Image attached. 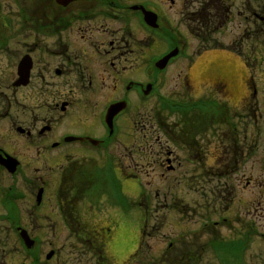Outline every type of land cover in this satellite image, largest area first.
<instances>
[{
    "label": "flooded vegetation",
    "instance_id": "obj_1",
    "mask_svg": "<svg viewBox=\"0 0 264 264\" xmlns=\"http://www.w3.org/2000/svg\"><path fill=\"white\" fill-rule=\"evenodd\" d=\"M166 1L171 4H168L169 7L174 8V11L178 13L180 24H197V27H193L192 35L178 28L174 30L164 24L162 19L167 8L162 7L164 5L162 0H154L152 3L151 0L135 3L129 0H61L59 2L57 0H0V122L11 121L9 132L18 144L21 141L29 143L38 141V146L32 151L34 153L32 156L35 158L39 157L40 152L44 154L65 149L63 162L54 167L49 166L50 171L54 170L51 171L53 173L60 170V181L62 177L63 179L68 177V173L77 165L82 163L89 165L87 159L83 158L82 152H91L101 159L99 163L101 162L102 166L110 163L113 171L118 170L120 174L121 167L120 164L115 163L114 151L119 145L125 146V142L120 137L122 134L120 118L125 116V112L121 110L113 116L112 130L105 125V112L109 105L118 102H124L126 109L134 108L135 103L131 101L130 95L133 100L139 97V103L147 102L142 99H151L150 96L154 93L157 82L154 75L156 72L150 59H147L146 64L141 68V73L135 74L134 65H137L135 52L142 47L148 50L147 41L152 44L163 41L155 39L154 33L148 31V29L152 30V27L138 29L137 25H156L155 27L164 33L166 45H171L168 51L174 48L177 50L176 56L170 61H190L188 48L192 39L205 44L204 46H211L215 50L223 49L212 51L213 53L230 52L229 46L226 47L218 41L216 35L227 32L228 26L235 18L239 20V25L243 24L242 32L248 45L246 55L257 56V51L264 50V0H241L240 4L239 0ZM139 7L154 13L149 23L140 21ZM160 14L163 15L161 18ZM184 16L187 17V21ZM100 19H103L102 25H84ZM166 21H168L167 18ZM113 24L125 25L127 28L121 32H115L111 29ZM249 26L253 28L244 29ZM136 31L142 33L143 38L138 39ZM137 39L139 42L136 43ZM256 44L260 45L255 48ZM11 49L16 54H10ZM164 53L165 51L157 53V57ZM205 54L203 53L200 57ZM208 65L209 63L206 67ZM206 67L196 71V73L203 71L201 75L197 74L196 82L204 83L205 79H210L212 88L208 87V89L211 98L214 99V96L220 93L219 99L227 104L228 93L231 92L228 73L220 69L215 76V72L211 69L210 73H206ZM185 83L188 84V82ZM147 85L150 87L146 92ZM107 90L109 94L114 95L98 107V103L105 100L103 93ZM200 93L202 96V91ZM203 97L209 96L205 94ZM154 102L159 104L158 100ZM14 118L18 119V124L13 121ZM245 119L246 115L242 112L237 122L242 126ZM129 121L131 124L128 123L129 127L124 135H128L132 140L135 123L130 118ZM178 121L185 126L184 120ZM213 122L214 118L210 126L204 128L206 132L195 124L194 129L190 130L193 136L189 140H183L169 122H164L165 126L161 125L164 135L168 136V131L173 132L177 137V145L180 144L183 149H187L194 170L212 175V180L209 182H197V184L203 183L199 188L200 196H208L204 199L205 207L201 204L191 208V211L208 213L206 218L208 229L189 230V236L163 235L161 238L167 242L163 247L162 245L160 247L146 246V253L151 255L145 264H264V208L260 216H256L259 211L256 207L258 201L254 204V201L249 202L252 200L243 196L235 197L236 190L253 185L251 183L253 179L250 176L252 173L249 172L253 171V165L257 164L260 167L263 164L264 166V146H260L258 134L249 135L245 132L235 135L234 140L231 141L229 134L224 133L222 135L226 141L216 142L212 132ZM65 123L67 125L69 123L73 128L62 129L61 126ZM91 123L95 127L91 128ZM86 130H92V132ZM99 131L104 137L100 136ZM68 137L82 138V140L64 141ZM6 138L5 133L0 137V227L9 230L7 191L10 174L5 167H2V158L7 155L16 157V155L9 150L8 146L14 143H6L4 141ZM88 138H94L99 142L88 143ZM238 140L243 143L242 147L238 144L235 147L232 145L231 142L237 143ZM47 141L50 142L43 144ZM169 141V137L160 141L159 136H156L155 143L159 144V148L153 154V165L173 172L176 166L177 169L183 168L179 157L182 155L185 157V154L177 153L175 149L170 150ZM216 152L220 159L217 158ZM239 152L240 159H236ZM184 157H182L183 161ZM208 159L214 161L213 167H210V164L205 166ZM231 159L234 161L233 169H238L237 175H240L239 169L243 167V175L241 178L238 177L239 182L235 184L220 180V177L226 175V172H223L226 170L224 166L232 167ZM91 163L94 161L91 160ZM28 164L27 162L26 165ZM24 166L22 167L25 169ZM245 167L247 170L244 169ZM50 177L54 176L47 175L48 179H51ZM34 180L42 181L38 189L44 190L39 203H35L33 199L34 202L31 205V212H39L38 214L30 213L35 233L31 234L28 226H24L21 216H16V227L26 231L33 242L27 248L24 247L23 241L18 239L20 246L17 250L26 260L21 264H113V257L104 246L106 237L104 234H108V240H110L111 227L105 226L107 232L100 233L102 228L89 226L87 222L90 218L77 210L76 204H79L75 202V197H72V200L54 198L55 203L51 211L55 213L45 212L47 210L44 207L46 181L42 180L41 176H35ZM102 180L105 184L104 177ZM20 183H23V180ZM93 183L91 180V184ZM210 185L214 186L210 187ZM258 185L260 188L264 186V178ZM168 186L170 187V184ZM170 190L171 188L169 193H171ZM164 198L171 208L176 207L178 213L186 215L183 201L177 199L174 193L172 198H166V196ZM68 200L71 203L66 206L65 203ZM87 203L97 206L100 204V199L87 200ZM72 207L80 214L73 213ZM252 216H256L257 228L253 226ZM57 222L67 229V232L63 229L66 238L73 237V240L82 242L86 251L83 247L72 245L71 241L68 246L65 244L55 246L57 239L55 234L59 226ZM152 226L145 227V230H148V238L150 235L155 237V228H151ZM41 227L43 232H39ZM100 238L103 242L101 241L97 246ZM176 242L179 244L175 246ZM65 249L70 250L66 260L63 259ZM31 252L35 255H29ZM130 257L132 254L128 255L127 260ZM122 264H128V262L124 261Z\"/></svg>",
    "mask_w": 264,
    "mask_h": 264
},
{
    "label": "rangeland",
    "instance_id": "obj_2",
    "mask_svg": "<svg viewBox=\"0 0 264 264\" xmlns=\"http://www.w3.org/2000/svg\"><path fill=\"white\" fill-rule=\"evenodd\" d=\"M131 3L141 2L143 0H129ZM154 0H151V3ZM163 4L162 7H166L167 10L164 12V19L162 21L164 24L172 29H179L182 32H186L187 34L192 35L193 27L197 24L193 25H182L180 24V18L176 11H174V8L169 7L168 1L162 0ZM239 0V4H240ZM171 5V4H170ZM163 15L160 14V18ZM185 19L187 18L184 16ZM167 20L169 21H166ZM107 21V20H106ZM187 21V19H186ZM110 22V21H109ZM108 22V23H109ZM103 19H100L96 22H92L91 24H84V25H102ZM239 20L237 18L232 21V24L228 26L227 32L222 33L220 35H216L217 40L222 42L226 47L229 46L230 52H226L228 55V58L231 59H237V64L240 67L241 75L240 77L242 81L241 91L234 88L235 85L238 83L239 78L236 80V71L225 69L228 73L226 76L229 78L230 81V93H228V102L226 105V108L223 107L221 104H218V109L216 105L213 102H205L206 108L204 110V113L202 112H191L188 116H186V120L190 119H199L200 121L202 119H208V118H214L216 123L212 126V132L215 135V141L218 140H224V137L222 134L227 133L229 134L230 141L235 138V135H241V133L245 132L249 135L258 134L257 138L259 139L260 146H264V50L257 51V56H247L246 53L248 52V45H246V37H244V33L242 32L243 24L239 25ZM106 26V24H105ZM138 29L139 26L137 25ZM127 26L125 25H112L111 29L113 31H123V29H126ZM253 26H249L248 28H244L247 30L252 29ZM148 31L154 33V30ZM137 38H143L142 33L140 34L138 31ZM243 33V34H242ZM161 33L157 32L156 35H154V38L157 40H161L160 37ZM136 40V43L139 42V40ZM148 44V50H144L146 47H142L141 49H137L135 52V55H137V65L135 66V74L141 73V68L146 64L147 59L151 57L153 54H159L165 51V46L163 43H150L147 41ZM232 44V45H231ZM205 44L198 42L197 40L191 41L190 47L188 48V55H190V61L183 60L180 62H176L174 65L170 64L168 68L158 70L154 69V75H158L160 77L159 82V93L160 94H167L171 97H178L183 104H185L186 108L189 109V106L192 104V102L197 101L198 98L205 94H208V98L203 97V100L206 101H216L219 100L217 96H214L213 100L211 98V95L209 93L208 87H211L210 79H205L206 82H189L190 80V74L197 75L198 73L190 72V68L192 65L199 59V57L203 54H211L212 51H221L223 49L217 48V50L213 49L211 46H204ZM255 48H257L259 45L256 44ZM222 46V47H225ZM251 46V44H250ZM207 51V52H206ZM226 51V50H225ZM243 51L245 53H243ZM200 52V53H198ZM16 54V52H12V49L10 50V54ZM230 56V57H229ZM233 57V58H232ZM229 61V60H227ZM225 62V61H223ZM236 62V61H235ZM216 63V62H215ZM227 64V63H226ZM128 66V64H126ZM228 65V64H227ZM137 67V68H136ZM213 70L215 72V76L218 75V71L221 69V65L219 66L217 63L212 65H208L205 69L206 73H210ZM179 71V72H178ZM179 73V74H178ZM213 75V76H214ZM214 76V78H215ZM188 77V79H187ZM185 82H188L185 83ZM240 83V82H239ZM205 86L203 89L202 87ZM212 88V87H211ZM256 89V90H255ZM255 90V93H254ZM177 93H179L177 95ZM104 99L98 103V107L102 105V103L106 100H110L113 93L109 94V90L107 92H104ZM220 94V93H219ZM222 94H224L222 92ZM132 95H130L131 101L135 103L134 108L130 110L125 116L120 118L121 125V132L122 134L120 137L122 138L123 142H125L124 145H119L115 148L114 151V158L115 163L125 166L126 170H128V173L125 172V168L121 167V172L119 177H123V179H126V181L122 182V194L129 198V200L137 199L138 195L140 194V190L136 187L138 183L135 182L134 179L131 177V174H134L133 172L137 173L139 176V180L141 181V186L143 187L141 197L147 198L144 204L141 202V199H137L141 202V208L138 207V211L141 212L142 217L140 218V214L137 211H129L127 208L125 214L122 212L120 213L119 207L116 205L117 201L114 199V196H111L107 192V187L104 186L100 182V179L102 180V163L100 158L95 157L91 152H82L84 154L83 158L87 159L89 162V165H86L82 163L81 165H77L71 172L68 173V177H65L64 182L60 181V170H56L55 173L51 172L54 170L49 169V166L54 167L56 165H59L63 162V155L65 154V149H62L60 151H51L47 153H39V157L32 156L34 153L32 152L36 146H38V141H34L33 143L29 142H23L21 141L19 144L15 141V137L10 134L9 130L11 129L10 123L11 121L8 120L6 122H0V137L5 133L6 139L4 141L6 143H14V145H8L9 150L13 152L14 155L19 159L22 166L26 165L27 162L28 165L24 166L26 170V179L23 180V183H20V181L17 183V188L15 190H20L24 193V197L26 198L22 202L15 203L16 207V215L21 216V219L23 221L24 226H28L30 229V233L34 234L35 229L33 226V223L30 219V213H36L38 214V211L32 210V202H34L33 197L36 192V189L42 184L43 182L40 180H34L35 176H41L42 180L46 181V200L44 201V204L47 208L45 212L47 213H55V211H51V208H53V194L54 192H60L63 195V199L67 200L68 198L72 200V197H75V202L77 210L83 214L84 216L90 218V221L87 222L89 226H95L102 228L100 233L102 231L107 232L105 226H110L111 228V238L108 240V234H104V246L106 245V250L110 252V254L113 257L112 262L113 264H122L124 261H127L128 264H145L146 260L150 258L149 253H146V246H153L162 247L165 244V240L161 238L163 235H188L189 236V229L190 226H193L192 228H199L200 223L202 221H207V212L203 211H191V208L196 207L197 205H201L204 203V199L208 198L207 195L200 196V185H202L205 182H209L212 180L211 174H204L202 171L194 170L193 165H191L189 159H185L183 161L184 156L179 157L180 162L183 163V168L180 167L177 169V166L175 168V171L167 173V171H164L166 173H163L162 167H157L153 165L154 156L153 154L158 150L159 144L155 143L156 136H159V140L163 141L165 138L163 134L160 133L159 129H157L158 125L155 122L154 119V111L157 108L159 113L164 117V122H169L170 125L183 137V140H189L191 139L190 131H188L186 125L182 126L180 122L178 121L181 116L179 112H174L172 110H169L166 106L158 105L155 103L154 99L155 96H152V100L147 99L146 103H139L138 100H133L131 98ZM192 98V99H191ZM210 98V99H209ZM153 110V111H152ZM217 110H219V114L217 115ZM186 112V111H185ZM242 112L246 115L245 123L238 128L237 130L234 128L235 126V120H232L230 117L232 115L241 116ZM12 114V113H11ZM12 115H15L12 114ZM129 118L135 123V126L133 128L132 134L133 138L132 140L129 139L128 135H124L126 132V129H128V123H130ZM217 118H223L219 122L227 121L228 124L224 123L222 126L221 123L218 122ZM230 119V121L228 120ZM13 121L18 124V119L14 118ZM132 123V124H134ZM148 124V125H147ZM151 125V126H150ZM91 128H93V124L91 123ZM127 126V128H126ZM232 126V128H230ZM95 127V126H94ZM226 129H222V128ZM62 129H72L68 123H65L61 126ZM205 127H203L204 129ZM190 129V126H189ZM60 130V129H59ZM206 132V129H204ZM241 130V131H240ZM7 131V132H6ZM61 131V130H60ZM88 131V130H86ZM92 132V130L88 131ZM210 132V131H209ZM8 133V134H7ZM98 134V132L96 133ZM100 136L102 137L101 131H99ZM145 137H143V135ZM213 135V137H214ZM104 137V136H103ZM193 138V137H192ZM239 138V137H238ZM255 138V137H254ZM53 140V139H50ZM261 140V141H260ZM222 141L223 143H225ZM50 141H47L43 144H47ZM191 142V141H189ZM232 145L235 147L237 144L238 146L241 145V140H238L237 143L231 142ZM149 145H151L149 147ZM207 148V147H206ZM172 149L171 147L169 148ZM208 149V148H207ZM211 149V147L209 148ZM181 154H184L185 152L180 150ZM179 155V154H178ZM186 155V154H185ZM234 155V154H232ZM216 156L218 159H220L219 154L216 152ZM240 152L238 156H236V159H240ZM38 159V160H37ZM33 160V162H31ZM91 160L94 161V163H91ZM232 162L231 168L230 165L224 166V169H226L223 172H226L225 176L220 177L221 181H228L232 184H235L239 182L238 177L241 178V175H243V167L239 169L240 175H237L238 169H233L234 161L231 159ZM119 161V162H118ZM230 162V160H228ZM205 166L207 167L208 164H210V167H213L212 164H214V161L212 162L210 159H208L205 162ZM260 165V164H259ZM61 168V167H60ZM229 168V169H228ZM247 170V168H244ZM35 170V171H34ZM229 171V172H228ZM208 172V171H205ZM222 172V173H223ZM228 172V173H227ZM252 173L250 175V173ZM246 172L248 175L251 176L253 179L251 183L253 185H250L246 189L240 188L236 190L237 195L235 197L243 196L245 198L251 199L254 204L258 203L256 216H260V213L262 212V208H264V186L262 188L258 187V183L260 184L262 182V179L264 178V166L261 164L259 167L257 164L253 165V171ZM131 173V174H129ZM242 173V174H241ZM48 176H54L50 177L51 179L47 178ZM255 175V176H254ZM99 176L100 179H99ZM67 179V180H66ZM1 180V177H0ZM91 180L94 182L91 184ZM29 181V182H27ZM129 181V182H128ZM197 182H203L197 184ZM244 183V180L242 181ZM250 183V182H249ZM135 186H134V185ZM170 184V187L168 186ZM73 185V186H72ZM117 185V184H116ZM206 185V184H205ZM208 186V184H207ZM213 187L214 185H210V187ZM219 186V185H218ZM217 186V187H218ZM169 187V188H168ZM238 187V186H236ZM102 188H105L104 194L101 193ZM171 188L169 193V189ZM205 188V186H204ZM203 188V190H204ZM74 193V194H73ZM169 193V194H168ZM172 193H174L175 197L177 199H180L184 203V210L186 215L178 213V211L175 209L176 207H172L169 205V202L166 201L164 196L166 198H172ZM206 194H209L205 191ZM100 199V204H97V206H94V204H88L87 200H96ZM78 201V202H77ZM258 201V202H257ZM257 202V203H255ZM71 202L68 200V202L65 203L66 206H68ZM81 204V205H80ZM72 206V205H71ZM203 207L205 205L203 204ZM73 208V207H72ZM69 210V209H68ZM71 212V211H69ZM73 213H78L75 208L72 209ZM78 213V214H80ZM150 215V216H149ZM147 216H149L147 218ZM154 216V217H152ZM256 216H252L251 220L254 221L253 226L254 228H257V220ZM147 218V220H146ZM196 221V222H195ZM59 226L56 229V236L57 239L55 241V246L63 245L66 246L70 245L69 242L71 241V244L74 246L83 247V249L86 251L85 245L81 242H77L71 239L66 238V233L63 232V227L59 222H57ZM187 223V224H186ZM193 223L195 225H193ZM146 225L150 226L153 225L151 228H155V237L147 234L148 230H145ZM105 227V228H104ZM48 229V228H47ZM208 227L206 228V230ZM65 230V229H64ZM43 232V228L41 227V231ZM179 239V237L177 238ZM163 240V242H162ZM103 242V239H99L98 244L100 242ZM110 241V243L108 242ZM167 243V242H166ZM179 244L176 242L175 246ZM137 245H142L141 251L138 252V254H133L132 257L129 259L131 262L127 260L128 255L133 253L135 247ZM161 247V250H162ZM46 251L48 248L46 247ZM68 249H65V253L63 254L64 260L67 259V256L69 255ZM60 256V255H59ZM149 256V257H148ZM148 257V258H147ZM24 257L20 253V251L17 250V242L15 234L10 232L7 229H4L3 227H0V264H21L22 262H25ZM203 262V260H201Z\"/></svg>",
    "mask_w": 264,
    "mask_h": 264
},
{
    "label": "bare ground",
    "instance_id": "obj_3",
    "mask_svg": "<svg viewBox=\"0 0 264 264\" xmlns=\"http://www.w3.org/2000/svg\"><path fill=\"white\" fill-rule=\"evenodd\" d=\"M227 60H229V61H227ZM223 61H225V62H223ZM237 61L238 60L235 59V58L234 59L228 58V55L226 53L214 52V53H211V54H205L202 57H200L193 64V66L190 69V72H195L196 70H198L201 67L204 69L206 67L207 63H209V64H211V63L216 64L217 63L219 66L221 65V69H223V70L229 69V70H233L234 72L236 71V75H237L236 76V80L239 78V81L235 85L234 88L236 89V91H238V90L241 91V89H242L241 83H242L243 80H241L242 77H240V75L242 73H241L239 65L237 64ZM202 73H203V71L201 73H198V74L201 75ZM190 76H191V81L192 82H194V81L196 82L198 80V76L197 75L191 73ZM199 79H201V77Z\"/></svg>",
    "mask_w": 264,
    "mask_h": 264
},
{
    "label": "water",
    "instance_id": "obj_4",
    "mask_svg": "<svg viewBox=\"0 0 264 264\" xmlns=\"http://www.w3.org/2000/svg\"><path fill=\"white\" fill-rule=\"evenodd\" d=\"M116 108H119V106H118V107H116Z\"/></svg>",
    "mask_w": 264,
    "mask_h": 264
}]
</instances>
